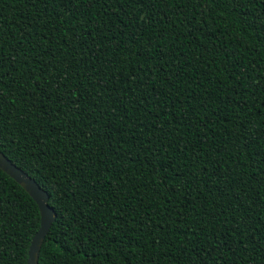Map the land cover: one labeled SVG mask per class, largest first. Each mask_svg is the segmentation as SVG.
<instances>
[{"label":"trees","instance_id":"1","mask_svg":"<svg viewBox=\"0 0 264 264\" xmlns=\"http://www.w3.org/2000/svg\"><path fill=\"white\" fill-rule=\"evenodd\" d=\"M0 153L37 264H264V0H0Z\"/></svg>","mask_w":264,"mask_h":264},{"label":"water","instance_id":"2","mask_svg":"<svg viewBox=\"0 0 264 264\" xmlns=\"http://www.w3.org/2000/svg\"><path fill=\"white\" fill-rule=\"evenodd\" d=\"M0 171L13 180L36 204L39 213V225L32 236L28 250L26 264H37V256L41 243L54 221L55 214L47 206V195L39 186L25 173L11 164L0 153Z\"/></svg>","mask_w":264,"mask_h":264}]
</instances>
